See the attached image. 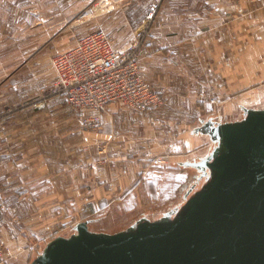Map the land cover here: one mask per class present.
<instances>
[{"label":"crops","instance_id":"obj_1","mask_svg":"<svg viewBox=\"0 0 264 264\" xmlns=\"http://www.w3.org/2000/svg\"><path fill=\"white\" fill-rule=\"evenodd\" d=\"M131 2L112 0L96 15V0H0V40H15V8H34L33 22L22 15L17 39L42 41L40 48L55 42L46 56L72 48L99 20L122 46L135 25ZM152 35L160 39L152 38L141 73L147 84L168 90L165 105L140 113L112 103L98 129L83 128L61 97L37 109L38 97H2L14 82H0V264H30L49 234L73 226L70 217L110 232L162 210L183 182L178 164L208 148L209 140L191 131L215 113L206 100H217L218 74L222 90H247L225 102L226 109L238 107L234 119L241 106L264 105V0H162ZM144 149L167 156L164 167L143 161ZM148 198L152 204L142 208ZM108 217L120 222L95 228Z\"/></svg>","mask_w":264,"mask_h":264},{"label":"water","instance_id":"obj_2","mask_svg":"<svg viewBox=\"0 0 264 264\" xmlns=\"http://www.w3.org/2000/svg\"><path fill=\"white\" fill-rule=\"evenodd\" d=\"M191 133L209 145L178 164L180 201L110 232L78 221L30 264H264V105L212 113Z\"/></svg>","mask_w":264,"mask_h":264},{"label":"built area","instance_id":"obj_3","mask_svg":"<svg viewBox=\"0 0 264 264\" xmlns=\"http://www.w3.org/2000/svg\"><path fill=\"white\" fill-rule=\"evenodd\" d=\"M103 1L99 0L97 6L106 7L108 4ZM161 1L153 0L149 12L122 46L102 26L95 25L72 48L54 54L50 60L52 83L32 106L42 109L50 98L61 97L78 113L79 124L86 129L99 128L103 114L112 103L140 113L163 106L165 90L147 84L141 73V64L153 55L149 46L152 38L160 39L153 37L152 28ZM91 11L86 9L83 15ZM150 156L153 154L149 153ZM153 158L158 164L166 159L165 156ZM1 230L0 224V236Z\"/></svg>","mask_w":264,"mask_h":264},{"label":"rangeland","instance_id":"obj_4","mask_svg":"<svg viewBox=\"0 0 264 264\" xmlns=\"http://www.w3.org/2000/svg\"><path fill=\"white\" fill-rule=\"evenodd\" d=\"M96 1H99V0H96ZM131 1H133V2L130 3V5H129L130 8L128 9V12L130 14V19L135 22L134 28L132 30V32H133L134 29L137 27L138 23L140 22V20L143 18V16L149 12L152 4H146L147 0H135V1L131 0ZM103 2H106L108 5H106V7H101L100 5L96 6V8H95L96 11L94 12L96 15L101 14L103 11L106 10L107 7H110L112 0H104ZM28 11H30V13H27ZM34 12L37 13V9L31 8L29 10H21L20 8H15L14 9V26H13V30H12L14 32L15 40L14 41H7V42L0 40V82L5 81L4 83H7V85H9L10 82H14L13 88L11 86H9L7 88V90H4V89L1 90V91H3L2 97L8 96V97H15L16 98V97L24 96V97L30 98V100L35 99V98L39 97L41 92L44 89H46L47 87H49L52 83L53 73H52V70L50 67V60H51L52 56L54 54H56V52L50 56H46V54L47 53L51 54L52 49L55 47V44H54L55 42L48 44L46 46V48H44V47L40 48L42 43H43L42 41L32 40V41L26 42V41H22V40L17 39L21 35V33L23 32L22 31L21 33H19V31L21 29V22H22L21 17H22V15H24V16L27 15L28 17L26 19L29 20L30 22H33L35 20L34 18L36 17V14ZM158 12H159V8H158ZM158 12H157V14H158ZM140 14H143V16L140 17ZM23 21H24V19H23ZM95 25L102 26L105 29V31L108 30L105 22L103 23L101 20H99L98 23L94 22L93 26L90 29H92ZM106 32H108V31H106ZM23 34H25V30H24ZM19 65H20V67H18ZM12 68H14L15 70L17 69V70L15 72H11ZM219 77H220V75L218 74L217 75V100L211 97V98H208L206 101L209 103L211 108H213L212 111L219 114L223 121L232 120L237 115L238 107L233 102V104L229 108L226 109V107H224L226 104L225 102L229 101V99H232L233 97H235V96H237V95H239V94H241L247 90L237 89L235 91L236 93H231L230 90L227 88L222 90L220 87L221 82L219 81ZM21 83H23V84H21ZM156 88L165 90V94L163 97L164 98V105H165V103H166L165 99H166V95H167L168 90L164 86H158ZM245 101H247V99H245ZM119 105L125 110L133 111V110H130V109L126 108L125 106L121 105L120 103H119ZM231 107H232V109H231ZM134 112H136V111H134ZM105 114H103V116ZM103 116H102V124H103ZM102 124H101V126H102ZM191 124H193V125L197 124V120H192ZM96 129H98V128H96ZM166 135L167 136L172 135L171 130L167 129ZM140 155H141V158H143L142 159L143 161H150L154 156L155 157L165 156L164 154L158 153L157 155H153V157H151V156L149 157V151L147 149H144ZM165 157H166L165 162H167L168 158H167V156H165ZM165 162L158 164V163H154L153 160L151 161V163L153 165L155 164V169H162L164 167L162 165L165 164ZM189 172L191 173L192 171H189ZM166 180H168V178H166ZM164 189L165 188H163L162 190H164ZM168 189L169 188H167V190ZM180 200L181 199H179V198H175L170 202V205L171 204L174 205ZM151 204H152V201L148 198L145 202L141 203V206H142V208H145ZM165 208H167V207H164L163 209H165ZM157 209L158 208L156 206L153 210L156 212L161 211V210H159V209L157 210ZM69 219L71 222H77L78 221V220H76L77 218H73V217H72V219H71V217ZM122 219H124V218H122ZM117 220L118 219H111L110 217L102 218L97 223V225H95V228L96 227H101V228H108L109 227L110 228L111 225H114V223L120 222V220L119 221H117ZM112 231H114V230H112ZM52 234L53 233L49 234L48 240H50L54 237ZM54 235H55V233H54ZM40 246L42 247L43 244H40ZM0 255H1L0 258H2V256H3L2 252H0Z\"/></svg>","mask_w":264,"mask_h":264}]
</instances>
